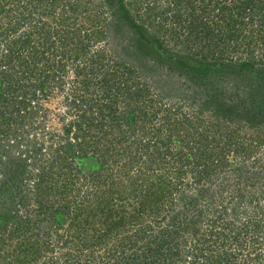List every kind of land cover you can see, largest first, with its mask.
<instances>
[{
    "label": "trees",
    "instance_id": "obj_1",
    "mask_svg": "<svg viewBox=\"0 0 264 264\" xmlns=\"http://www.w3.org/2000/svg\"><path fill=\"white\" fill-rule=\"evenodd\" d=\"M0 264H264V0H0Z\"/></svg>",
    "mask_w": 264,
    "mask_h": 264
},
{
    "label": "rangeland",
    "instance_id": "obj_2",
    "mask_svg": "<svg viewBox=\"0 0 264 264\" xmlns=\"http://www.w3.org/2000/svg\"><path fill=\"white\" fill-rule=\"evenodd\" d=\"M171 44V43H170ZM179 47V45H177V46H175L174 48H178Z\"/></svg>",
    "mask_w": 264,
    "mask_h": 264
}]
</instances>
